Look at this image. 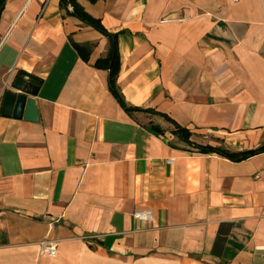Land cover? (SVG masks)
Returning a JSON list of instances; mask_svg holds the SVG:
<instances>
[{
    "label": "crops",
    "instance_id": "obj_1",
    "mask_svg": "<svg viewBox=\"0 0 264 264\" xmlns=\"http://www.w3.org/2000/svg\"><path fill=\"white\" fill-rule=\"evenodd\" d=\"M77 2L118 37L129 107L201 146L264 145V0ZM109 46L61 0L2 6L0 264H264V153H199L125 110L96 66ZM18 74L38 122L1 115Z\"/></svg>",
    "mask_w": 264,
    "mask_h": 264
},
{
    "label": "trees",
    "instance_id": "obj_2",
    "mask_svg": "<svg viewBox=\"0 0 264 264\" xmlns=\"http://www.w3.org/2000/svg\"><path fill=\"white\" fill-rule=\"evenodd\" d=\"M5 1L6 0H0V12H1V8L4 5ZM88 1H90L91 3H96L100 0H88ZM61 8L66 10V12L69 15L76 17L77 19L81 20L84 24L98 30L99 32L104 34L109 39L110 46H109L108 55L105 59L99 60L96 64V66L99 68L107 69L109 71V89H110L111 93L114 95V97L117 99L119 104L125 110H128V111H131V110L145 111V110H142L139 108L129 107L125 103V100H124V98H123V96H122V94L119 91V88L117 86V77H118L119 69H120V58H119V51H118V40H117L118 37H117V35L110 34L104 28L101 20L94 18L89 13H87L85 11V9L77 2V0H61ZM29 78L33 81L39 82V80H37L36 78H34L32 76H29ZM145 112L150 113V114L160 115V116L164 117L166 120H168L169 122L173 123L175 125L174 134L177 137H180L188 145L197 149V151L199 153H203V154L215 153V154L221 155V156H223V157H225L231 161H237V162L243 161V160L249 159L253 156H256L258 154L264 153V145L257 148V149L250 150V151L230 152V151H228L224 148H220V147L201 146V145L195 144L191 141V133L188 130L178 126L169 117H167L163 114H160V113H156L152 110H146ZM152 130H154L157 134L161 133L159 128L158 129L152 128Z\"/></svg>",
    "mask_w": 264,
    "mask_h": 264
},
{
    "label": "water",
    "instance_id": "obj_3",
    "mask_svg": "<svg viewBox=\"0 0 264 264\" xmlns=\"http://www.w3.org/2000/svg\"><path fill=\"white\" fill-rule=\"evenodd\" d=\"M13 89L20 93H15L11 90L5 92L1 102V115L7 118L38 122L39 113L36 101L29 98V95L36 96L39 87L30 80L24 79L22 74H18L14 80Z\"/></svg>",
    "mask_w": 264,
    "mask_h": 264
},
{
    "label": "built area",
    "instance_id": "obj_4",
    "mask_svg": "<svg viewBox=\"0 0 264 264\" xmlns=\"http://www.w3.org/2000/svg\"><path fill=\"white\" fill-rule=\"evenodd\" d=\"M135 218L139 220L149 219L148 217L144 216V214H140V213L136 214ZM40 250L42 256L54 258L57 255V246L56 244L51 242H47V241L42 242L40 244Z\"/></svg>",
    "mask_w": 264,
    "mask_h": 264
},
{
    "label": "rangeland",
    "instance_id": "obj_5",
    "mask_svg": "<svg viewBox=\"0 0 264 264\" xmlns=\"http://www.w3.org/2000/svg\"><path fill=\"white\" fill-rule=\"evenodd\" d=\"M220 148H222V147H220ZM2 236H4V238H5V235H3V234H0V237H2Z\"/></svg>",
    "mask_w": 264,
    "mask_h": 264
}]
</instances>
